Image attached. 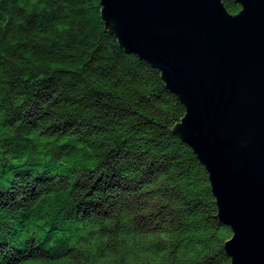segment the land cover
<instances>
[{"label": "trees", "instance_id": "trees-1", "mask_svg": "<svg viewBox=\"0 0 264 264\" xmlns=\"http://www.w3.org/2000/svg\"><path fill=\"white\" fill-rule=\"evenodd\" d=\"M183 115L99 0H0V264H229Z\"/></svg>", "mask_w": 264, "mask_h": 264}, {"label": "water", "instance_id": "water-1", "mask_svg": "<svg viewBox=\"0 0 264 264\" xmlns=\"http://www.w3.org/2000/svg\"><path fill=\"white\" fill-rule=\"evenodd\" d=\"M99 0L105 28L184 107L174 132L203 164L229 264H264V0Z\"/></svg>", "mask_w": 264, "mask_h": 264}]
</instances>
